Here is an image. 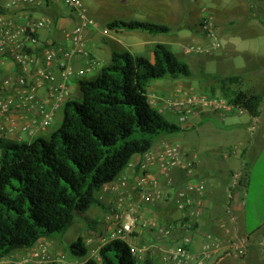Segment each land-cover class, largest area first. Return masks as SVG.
<instances>
[{
	"label": "crops",
	"instance_id": "1",
	"mask_svg": "<svg viewBox=\"0 0 264 264\" xmlns=\"http://www.w3.org/2000/svg\"><path fill=\"white\" fill-rule=\"evenodd\" d=\"M233 1L234 3L230 6V12H232L230 14L231 16H228L227 19L228 22H231V24L233 23V28H236L238 22L245 23L247 25H245V27L249 28L248 31L258 26L255 25L254 22L264 24V20L260 18L259 13H252L253 5L249 3V0ZM41 2L42 5L39 6L27 5L16 7L13 10L7 11L6 14L20 24H26L30 20L40 19L45 16L50 17L54 23L53 28L39 32L41 41L43 43H49L51 41L65 43L68 47H71L72 39L70 35L78 24L77 17L66 5H64V8L59 7L55 0H41ZM134 2L135 0H99L93 2L89 10L91 16L96 18L99 24L89 29L86 33V50L89 56L79 54L63 60V62L65 61L69 64L74 71L84 72L85 74L69 82L67 87V98L62 104V107L58 110L52 125L44 130L40 128L38 123H35V119L37 118V113L35 111L30 114L29 121H21L18 116L6 118L0 115L1 137L18 142H31L37 137L49 139L62 124L65 104L68 101H80L82 99L79 81L94 80L97 78L102 69L112 62V55L115 51L121 53L130 52L132 54L135 52L131 51H137L138 54L134 55L146 57L154 61L155 46L160 44L156 35L142 31H132L140 33L135 40L128 42L124 37L132 32L110 31L106 27L108 22L116 19L151 21L148 9H145L146 13L142 12L148 18H133V13H130L133 12L132 9L127 7H132L133 4H135ZM3 5L4 1H0L1 9ZM46 9H49L50 12H46L45 14L42 10ZM217 13L218 9L210 18L213 19V16L216 17ZM195 33H197V35L200 33L204 37H207L202 33L201 27L197 28ZM217 34L219 36L220 32L218 31ZM186 40V38H178L170 41L182 43ZM164 45L168 46L167 44ZM186 45L187 44H183L181 51L183 48H186L187 54H199L190 52V45ZM193 45L201 47L196 44H191V46ZM228 51H231L235 55L239 53L235 43H230ZM93 61H99L101 65L94 66L92 65ZM61 63L62 60L60 59L52 65V70L58 80L61 79ZM39 68H41V62L31 73L38 89V97L52 104L55 102L53 97L54 91L48 88V84L42 85V81L38 77ZM0 69L2 75L5 77L15 76L17 71V67L10 57L2 58ZM259 74L261 76L260 82L262 81L264 85V72ZM90 75L93 76L89 77ZM234 76L242 77L244 85L243 90L245 92L252 91L264 96V88L260 87V82L256 83L249 79L250 73L244 71L242 74H236ZM177 81H179V85H184L188 91L197 92L195 87H198V85H191L185 82L184 79ZM12 89V87L9 88V90ZM217 96H221V90H218ZM154 105L163 113L161 110L163 104L156 102ZM245 112L249 113L247 110L240 107H238L233 114L226 116H221L212 112H201L188 124H177L183 129L181 133H188L189 136L188 142H179L177 145L182 147L187 153L188 158L192 159L195 163V175L189 180L185 179L186 177L180 170L176 169L172 171L171 175L173 185L169 186L164 176L160 173L157 154L167 146L176 144V139L171 136L173 134H166L159 137L153 149L149 152V158H147L146 154L135 156L131 162L133 166H128L118 179L103 188L102 191L106 192L107 197L105 198L97 194L106 205L105 209L102 208L104 211L102 209H100L102 211H97L96 219L91 218L88 214L89 212L85 214L91 220L95 221L94 223L92 222L93 225L98 224L101 227V231H103L102 233L99 232V238L89 236L93 233L92 229L94 228L88 227L86 223L87 231L90 230V234H87L84 238L89 247L91 244L93 245L94 242H96L94 245H96L98 241L100 242V237L103 235L106 228L104 225L102 226V224H107L111 217L110 211L108 212L111 201L116 202L120 196H123L125 199L124 208L126 219L129 218L131 210L137 209L138 211V222L133 241L140 249V257L144 259V261L149 260L151 264H166L170 249L179 245L182 238L186 234H189V232H186L183 228V213L176 207L178 192L189 185H203L204 191L202 194L190 191V194L200 204L202 210V216L193 221V228L191 231L189 230L193 233L191 250L199 254L206 253L205 264H264V219H262L259 211L255 209L253 220L249 222L247 201L250 197L256 168L261 163V157L264 153V100L260 106V115L258 117L251 116L252 120L249 126L242 127L241 124L224 125V128L227 129L231 137V139L228 137V143L233 142L229 155L224 157V160L235 161L234 167L229 168L232 181L230 180L226 183L218 184L215 173H213L212 170L210 171V168L216 166L214 162L212 163L211 157L204 153L205 151L211 153L222 147L216 142L213 143V146L211 143H204V141H202V134L200 133V131H203L202 128H208L207 125H209V121L214 116L224 118L230 115L238 116ZM25 122H30L31 124L30 133L21 131ZM216 130L217 133H222V130ZM207 131L215 138L212 130L208 128ZM192 132H197V140L195 141V134H190ZM192 138L193 141L190 142ZM217 145L220 146L218 149ZM239 149H241V152H238ZM149 171L155 173L159 185L167 192H170V197L164 201H154L153 199L144 200L141 197V190L137 187V184L143 174ZM260 175L261 180L264 182V170L260 172ZM123 179H126L127 185L122 186L118 192L106 190V187H110ZM108 203L109 206H107ZM164 226L174 227L168 238H164L159 234V229ZM39 242L41 244H51L45 239ZM54 248H57L56 245Z\"/></svg>",
	"mask_w": 264,
	"mask_h": 264
},
{
	"label": "trees",
	"instance_id": "2",
	"mask_svg": "<svg viewBox=\"0 0 264 264\" xmlns=\"http://www.w3.org/2000/svg\"><path fill=\"white\" fill-rule=\"evenodd\" d=\"M106 27L152 35L172 31L163 24L123 19ZM193 77L190 66L164 44L155 46L154 61L115 51L97 78L79 81L82 99L65 104L62 124L49 139L0 138V264L17 250L65 234L78 216L92 228L95 221L85 214L95 206L106 208L97 194L118 179L135 156L149 153L159 137L183 132L151 102V83ZM218 81L222 97L253 117L260 115L264 96L245 92L241 76ZM210 93L217 95L214 89ZM70 248L75 256L87 258L84 264H141L122 240L102 246L99 259L89 257L82 236Z\"/></svg>",
	"mask_w": 264,
	"mask_h": 264
},
{
	"label": "built area",
	"instance_id": "3",
	"mask_svg": "<svg viewBox=\"0 0 264 264\" xmlns=\"http://www.w3.org/2000/svg\"><path fill=\"white\" fill-rule=\"evenodd\" d=\"M4 1L3 8H0V64L2 58L10 57L16 67L15 76L5 77L0 69V115L10 118L18 116L21 121H29L30 114L35 111L40 128L47 129L52 125L58 110L67 98V87L69 82L83 76L84 72H76L63 60L72 56L82 54L89 56L86 50V33L89 29L97 26L96 20L89 14L83 0H63L64 4L75 14L78 24L71 33L72 46L68 47L65 43H56L51 41L43 43L39 38V32L53 28V20L45 16L40 19L30 20L26 24H20L13 20L7 11L20 6L42 5L41 0H0ZM201 31L208 38L215 40L214 49L221 48L218 42V34L215 26L210 20H204L201 24ZM190 52L204 53L205 49L197 46H190ZM61 79L55 76L52 65L59 60ZM41 62V68L38 69V77L42 85L48 84V88L54 91V103L43 101L38 97V89L34 83L31 73L33 69ZM92 65L100 66L99 61H93ZM12 87V90L9 88ZM174 99L169 104V109L178 118L180 125L188 124L193 118L201 112H212L221 116L233 114L238 108L231 104L227 99L217 95L206 93H195L187 89L179 88L176 90ZM21 131L31 132L30 122H25ZM0 138L1 135H0ZM147 158L150 154H146ZM159 160L160 173L164 176L168 185H173L172 171L180 172L189 180L195 175V163L188 158L187 153L179 145H169L157 154ZM129 166H133L132 163ZM186 180V181H187ZM127 185L126 179L115 183L106 190L118 192L122 186ZM107 186V185H106ZM137 187L140 188V195L144 200L164 201L170 197V192L164 190L160 185L156 174L149 171L145 172L139 179ZM190 191L202 194L203 185H189L179 190L176 200V207L183 213V228L189 234H186L179 245L170 249L166 264H205L204 254L195 253L191 250L192 223L202 216L200 204L190 194ZM125 199L120 196L115 206L110 207L111 217L100 237L101 247L115 240H122L130 244L132 252L136 255L141 264L145 261L140 257V249L134 244L133 235L137 227L138 211L131 210L129 218L126 219ZM174 227L164 226L159 229V234L164 237H170ZM187 229V230H186ZM190 230V231H189ZM42 249H35L32 259L40 260L44 258Z\"/></svg>",
	"mask_w": 264,
	"mask_h": 264
},
{
	"label": "rangeland",
	"instance_id": "4",
	"mask_svg": "<svg viewBox=\"0 0 264 264\" xmlns=\"http://www.w3.org/2000/svg\"><path fill=\"white\" fill-rule=\"evenodd\" d=\"M94 1L99 0H83L90 15L89 7L92 6ZM55 2L59 7H65L63 0H55ZM136 2L137 0H135V4H133L132 7H127L132 9L133 12L130 13H133V18L140 17L145 19L147 16L142 12L146 13L145 9H148L150 13L149 18L151 19L149 22L167 25L172 28L169 34L156 35L157 40H159L160 44H167L179 59L190 66L194 73V77L190 80L184 79V81L194 86L198 85V87H195L197 90L196 93L211 94L210 92H212L213 89L218 93V90H220L218 81L219 76H233L242 74L244 71L250 73V80L256 83L260 82L261 76L259 73L264 72V24L254 22V24L258 26L248 31L249 28L245 27V23L238 22L236 28H233V23L231 24V22L227 20L228 16H231L230 14L232 13L230 12V6L234 3L233 0H138V4ZM249 3L253 5L252 13H259L260 18L264 20V0H249ZM217 9V16H213V19L210 18L211 15L215 14ZM42 12L46 14V12H50V10L46 9L42 10ZM94 19L98 25L99 22L96 18ZM204 19L210 20L215 26L216 31L220 32L218 42L221 43V48L214 49L213 45L215 40L204 37L200 33H198V35L195 33ZM139 33L140 32H132L126 35L124 39L130 42L131 40H135ZM178 38H186L187 40L182 43L170 41ZM230 43H235L237 45V50L239 52L237 55L228 51ZM183 44L190 46L191 44H196L205 49L206 52L201 54H187L186 48H183V52L181 51ZM131 52H135L133 54H138L137 51ZM92 76L93 75H90L89 77ZM260 87L264 88L262 81L260 82ZM179 88L186 89L184 85H179V81L177 80H154L150 85L149 97L154 104L156 102L163 104L161 110L169 121L180 125L178 118L168 108L171 100L174 99L177 93L176 90H179ZM251 120L252 117L247 112L239 114L238 116L230 115L224 118L214 116L207 126L214 132L215 138L207 131L208 128L206 127L202 128L203 131H200L204 143H211L213 146V143L216 142L222 147L211 153L207 151L204 153L211 157L212 163L214 162L216 166L210 168V171L212 170V172L215 173L218 184L226 183L230 180L232 181L229 168H233L235 164L234 160H224V157L229 155L231 146H233L232 141V143H228V137H230V135L227 129L224 128V125L241 124L242 127H247L250 125ZM215 128L222 130V133H217ZM196 133L197 132L190 133L195 134L194 141L197 140ZM171 136L176 139L175 145L179 142L186 143L189 138L188 133H178ZM191 141H193V138L190 142ZM218 147L220 146L217 145V149ZM238 152H241V149H239ZM261 160L254 174L250 197L247 199L249 222L253 220L255 209L259 211L262 219H264V182L261 180L260 175V172L264 170V153ZM98 195L105 198L107 197L106 192L103 191L99 192ZM115 205L116 202L114 201H111L110 206L109 203L107 204L109 207ZM100 209L102 208L93 207L88 211L89 216L96 219L97 211ZM109 211L110 209L108 212ZM103 225L106 227L107 224L104 223L102 226ZM93 228V235L91 234L89 236L99 238V232H103L101 231V227L98 224H94ZM135 233L136 231L134 234ZM87 234H90V230L87 231L84 216H78L74 225L68 232L63 235L45 238L47 242L51 243L50 245L41 244L39 242L32 249L17 250L6 257L2 261V264H84L87 258L75 256L71 252L70 246L77 241L79 237H86ZM94 243L90 245L91 252L89 257L99 259L101 243L99 241L96 245H94ZM55 245L58 250L54 248ZM35 249H42L44 251V258L27 262V260L32 259V254Z\"/></svg>",
	"mask_w": 264,
	"mask_h": 264
}]
</instances>
